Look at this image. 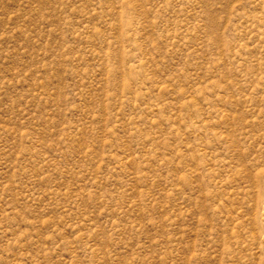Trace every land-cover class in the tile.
<instances>
[{
	"label": "rangeland",
	"instance_id": "1",
	"mask_svg": "<svg viewBox=\"0 0 264 264\" xmlns=\"http://www.w3.org/2000/svg\"><path fill=\"white\" fill-rule=\"evenodd\" d=\"M0 264H264V0H0Z\"/></svg>",
	"mask_w": 264,
	"mask_h": 264
}]
</instances>
